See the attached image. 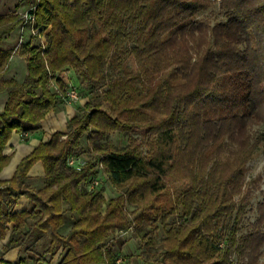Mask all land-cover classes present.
<instances>
[{
    "label": "trees",
    "instance_id": "16d2710c",
    "mask_svg": "<svg viewBox=\"0 0 264 264\" xmlns=\"http://www.w3.org/2000/svg\"><path fill=\"white\" fill-rule=\"evenodd\" d=\"M214 1L220 20L197 18L209 0H26L36 5L46 47L42 56L31 39L22 46L23 85L2 80L12 51L0 48V91L8 94L0 172L11 133L39 130L63 104L49 89L51 79L63 88L59 72H73L87 99L65 133H52L0 182V239L7 238L4 253L19 250L12 264L55 257L56 264H118L106 247L110 234L133 224L150 249L157 222L165 233L156 264H256L264 208L258 204L251 230L242 233L249 192L243 166L264 144V131L252 133L264 128V0ZM18 24L17 16L0 15V43ZM136 129L144 138L130 137L125 147L101 143ZM71 154L87 158L79 171L65 165ZM37 162L44 181L33 188L27 175ZM99 164L117 193L104 211L102 187L88 188ZM178 178L189 186L169 207L156 205ZM21 198L28 206L17 211ZM127 206L140 210L132 221ZM65 212L74 219L62 236Z\"/></svg>",
    "mask_w": 264,
    "mask_h": 264
},
{
    "label": "rangeland",
    "instance_id": "374dc122",
    "mask_svg": "<svg viewBox=\"0 0 264 264\" xmlns=\"http://www.w3.org/2000/svg\"><path fill=\"white\" fill-rule=\"evenodd\" d=\"M34 1V0H33ZM32 3H26V0H0V13L7 12L13 16H17L16 13H22L26 11ZM203 16H208L210 19L220 20L221 15L218 10L217 2L214 0H209L208 4L206 5L205 9L202 10L199 14H197V18H201ZM19 26V25H18ZM17 28L13 31L14 33L17 32ZM19 34V30H18ZM29 32H25V40L24 43L18 48L16 53H13L12 42H8L4 45L0 43L1 49L12 48V56H19L22 60H25L24 54L20 52L22 46L30 41ZM12 37V35H10ZM9 38V37H8ZM7 38V39H8ZM19 35L16 42L18 41ZM32 44H37V41L31 40ZM15 42V44H16ZM10 58V59H11ZM10 62V60H9ZM8 62V65H9ZM129 68H133L131 64L128 65ZM58 76L61 77V80L64 83V79H66L69 83H73L76 87H78V81L76 80V75L73 72L66 73L59 72ZM66 85V84H65ZM51 84H49V89L51 92L54 91L51 88ZM78 89V88H77ZM86 97L80 96V101H78L74 105H65L64 103L59 106L57 109L48 111V117L45 116L43 119L45 121L44 125L45 128L47 127L46 134L50 135L54 131H59L62 133L66 132V122L71 119L74 115H81V107L86 102ZM106 109V106L104 107ZM69 109L72 112H69ZM46 114V115H47ZM51 114L55 117L56 123L52 126L49 124V119ZM49 125V126H48ZM264 131V128L261 126H255L252 128L253 135H256L258 132ZM145 134L144 129H136L130 134H124L122 132H113L105 141L109 146L115 148H122L125 147L128 143L130 137L143 139ZM80 146L83 150H86V138L83 137L80 142ZM142 153H145L146 148H141ZM83 158L86 156L81 155ZM244 184L246 185V189L249 190L248 194L246 195V214L243 220V228L242 233L249 232L251 230V224L254 223L255 219L258 217L257 206L258 204H262V208H264V144L259 145L252 156V158L247 161L244 166ZM33 184V183H32ZM43 184V183H42ZM41 183L34 184V188H40L42 186ZM32 186V185H30ZM189 186V182L187 180H180L179 178L172 179L170 182L167 183L165 191L158 197L157 204L161 207H169L170 204L174 202L176 197L187 187ZM102 187V194L105 199V204L103 206V211L105 209L106 204L112 198L117 196L116 191L114 188L105 180L103 175L100 176L98 180V184L96 186L97 189ZM241 196H234L233 199L238 202ZM239 204V203H237ZM127 210L131 213L134 212L132 215H129L128 218L132 221L133 217L137 215L140 210H136L134 207L127 206ZM264 211V210H262ZM64 219L66 223H70L73 221L74 216L68 212H65ZM171 219L168 218V222ZM157 229L153 231L154 233V246L150 249H145L143 246V241L141 239L142 233H140L139 229H137L133 224L127 230H117L110 234L109 241L106 247L112 245L113 251L118 256V264H156L159 260V254L162 251L161 249V241L164 237L165 229L162 227L160 222L153 224ZM151 224H148L144 230L151 231L154 227ZM264 227V225H262ZM262 229V228H261ZM8 235V234H7ZM7 238H4V243H6ZM42 244V242L39 241ZM15 251L9 254V252L4 253V247L2 248V255L1 259L6 261L9 264L14 263L18 259L19 250L14 249ZM1 251V252H2ZM48 259V257H47ZM232 261H236V255L233 253L231 255ZM58 261V257H55L50 264H56ZM256 264H264V243H262L256 253Z\"/></svg>",
    "mask_w": 264,
    "mask_h": 264
},
{
    "label": "crops",
    "instance_id": "0c3cea01",
    "mask_svg": "<svg viewBox=\"0 0 264 264\" xmlns=\"http://www.w3.org/2000/svg\"><path fill=\"white\" fill-rule=\"evenodd\" d=\"M7 12H2L0 15H7ZM12 35V37L10 36ZM9 37V38H8ZM18 37V29L17 32H11L8 34L3 41L1 42L2 45L12 42L14 43L12 48L15 46V40ZM8 38V39H7ZM12 48H7L4 50H11ZM13 55V54H12ZM27 78V63L26 60H22L19 56L15 55L10 59L9 65L7 66V70L5 74L2 77V80L7 81V82H12L17 85H23L26 82ZM66 80V79H64ZM62 82V81H61ZM8 99V94L5 90L0 91V112L4 109V106L7 102ZM51 111V110H49ZM69 112H72L69 109ZM48 113V112H47ZM48 117V114L46 115ZM47 120L49 121V124L52 126L55 121V117L51 114L50 118ZM45 121L42 120L40 123V129L31 133H27L21 135L18 132L13 131L11 133V136L3 149V155L9 156L10 160L8 164L1 170L0 172V182H6L9 181L19 162L28 154H30L40 143L46 142L50 135L54 132H59V131H54L50 135L46 134V130L48 128H45L44 125ZM49 126V125H48ZM25 137V138H24ZM44 181V169L42 166L41 162L35 163L28 175H27V182L29 185H32L31 187L34 188V184L37 183H43ZM33 183V184H32ZM43 185V184H42ZM27 201L24 198H21L14 206L15 210L19 211L24 208H27ZM72 222L70 223H64L60 228H59V234L62 236H66L70 229H71ZM6 243H4V239H0V260H1V255L3 253L2 248L4 247ZM2 251V252H1ZM15 250H11L9 254L14 252Z\"/></svg>",
    "mask_w": 264,
    "mask_h": 264
},
{
    "label": "built area",
    "instance_id": "2783aa9c",
    "mask_svg": "<svg viewBox=\"0 0 264 264\" xmlns=\"http://www.w3.org/2000/svg\"><path fill=\"white\" fill-rule=\"evenodd\" d=\"M36 5L32 4L26 11L16 13L18 14V30L19 38L16 42L13 53H16L18 48L24 43V34L29 32V37L31 40L37 41V45L40 47L41 55L43 56L45 50V33L43 32L40 26L36 25L35 12ZM65 72V71H63ZM70 71H66L69 73ZM50 76V74H49ZM62 77V76H61ZM61 77L59 79L61 80ZM63 78V77H62ZM62 81V80H61ZM63 82V81H62ZM51 88L54 91V94L64 103L65 105H74L80 101V95L77 87L73 83H69L67 80H64L63 88H60L54 79L50 80ZM66 84V85H65ZM86 159L79 154H71L66 157L65 165L70 168L79 171L86 164ZM102 174V165H98V176L90 183L89 189H92L97 186L98 180Z\"/></svg>",
    "mask_w": 264,
    "mask_h": 264
}]
</instances>
